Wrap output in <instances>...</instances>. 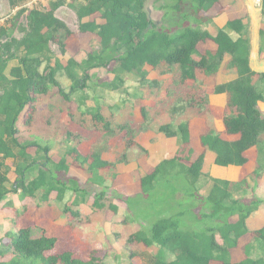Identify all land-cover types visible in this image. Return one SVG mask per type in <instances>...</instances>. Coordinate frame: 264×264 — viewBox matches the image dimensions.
<instances>
[{"label":"trees","instance_id":"obj_1","mask_svg":"<svg viewBox=\"0 0 264 264\" xmlns=\"http://www.w3.org/2000/svg\"><path fill=\"white\" fill-rule=\"evenodd\" d=\"M30 1L9 0L11 9H22L0 28V203L10 194L17 195L21 205L9 202L6 206L14 211L15 220L26 219L31 208L44 218L56 210L53 221L72 218L68 224L74 227L73 221L82 219L80 206L93 198L91 221L107 208L113 185L109 181L118 178L117 163L104 159L100 151L84 155L73 144L71 132L67 133L65 151L55 159L53 143L30 134L40 102L55 93L63 102L71 103L73 96L89 88L94 70L104 69L115 76L104 83L106 91H127L126 83L131 79L137 81L134 88L138 93L156 83L149 80L151 71L162 70L165 75L175 74L180 86H203L204 96L193 98L203 105L211 106L209 95L225 94L223 131H218L208 112L197 113L200 108L195 114L185 117L184 113L178 118L183 108L172 109L176 120L160 125L157 131L177 140V154L148 173L136 174L140 186L137 197H155L140 201L112 190L117 199L125 201L129 212L139 206L142 228L129 236L128 245L156 248V256L146 255L148 264H264V227L251 231L247 226V220L264 201L256 198L247 203L243 198L256 190L251 189L250 182L257 188L264 178V117L259 109L264 103V73L250 66L245 19L229 21L216 32L203 29L211 23L210 11L221 0H155L162 3L159 9L165 12V28H158L149 17V0H50L46 6L29 10L24 6ZM262 4L264 7V0ZM65 6L75 10L79 33L97 39L98 48L82 61L71 58L64 62L51 48L55 43L66 54L65 41L72 33L56 16ZM261 38L263 51L264 30ZM223 67L236 78L219 84L217 77ZM62 78L70 83L68 92ZM87 100V96L79 97L81 121L92 122L105 135H114L111 118L104 116L101 106L88 108ZM141 112L147 123L145 106ZM69 115L74 119L73 112ZM195 115L207 124L200 138L204 151L197 155L191 139ZM133 125L129 121L117 129L132 133ZM223 135L237 140L224 139ZM207 151L215 153V164L220 167L245 166L251 151L258 157L252 174L240 183L204 182L208 178L203 173ZM72 168L85 173L89 189L82 187L80 179L69 176ZM210 182L212 187L203 196L201 192ZM109 209L116 215L120 211L112 204ZM247 235L251 240L243 247L244 259L232 262L231 252ZM57 242L33 223L19 227L0 239V264H107V255L99 250L88 260L77 258L72 251L55 253Z\"/></svg>","mask_w":264,"mask_h":264},{"label":"rangeland","instance_id":"obj_2","mask_svg":"<svg viewBox=\"0 0 264 264\" xmlns=\"http://www.w3.org/2000/svg\"><path fill=\"white\" fill-rule=\"evenodd\" d=\"M0 1L3 7L0 14L11 12L9 0ZM161 5V2L149 0L147 12L158 28H165V24L167 25V23L164 18L165 12L159 9ZM57 18L67 25L72 35L65 41V55L61 53L57 44H51L55 56L63 59L64 62L71 58L82 61L87 57L88 52L98 48L96 38L79 33L78 20L74 9L68 6L59 9L57 11ZM21 21H24V19H21ZM202 28L208 30L215 29L211 24ZM15 35H18V32L15 31ZM64 35V31H61L60 36L62 39H64ZM162 69L164 70L165 68ZM92 75L93 78L89 88L82 94L83 97H88L86 106L88 108L102 107L104 116L111 118L113 122V126L116 129L114 135H105L103 132L96 130L92 122L87 121L84 123L81 121L82 115L77 107L80 105L79 97L82 95L73 96V101L68 103L63 102L58 94L55 93H52L40 102L35 124L30 134L53 143L52 154L55 159H58V156L65 151V141L68 138V132L73 134V144H77L84 155L92 151H100L104 159L117 163L116 173L118 174V178L114 181L110 180L109 183L113 184V191L125 198L130 197L140 201L149 198L148 196L147 198L137 197L140 186L136 181V174L148 173L154 169L157 162L162 159V148H165V144L168 143L166 151L168 149L172 151L175 149L174 141L169 140V138L157 131L160 125L176 120V117L172 115L173 108L179 107V110L183 108L180 110L177 118L180 115H184V113L185 117L195 114L198 108H200V111L197 113H200L202 110L205 113L208 112V115L210 114L215 121L222 117L220 109L207 106V104L203 105L199 101H193L194 97L199 100V97L204 96L203 86L199 85L192 89L180 86L178 77L173 73L165 75L162 73V70L151 71L149 80L156 83L150 84V87L147 86L141 93L136 92L134 88L138 85L137 81L131 79H128L126 83L127 91H106L104 83L111 82L115 76L104 69L94 70L92 71ZM61 83L68 92L70 87L69 81L62 78ZM128 91L129 94L126 93ZM143 106L146 107V113L149 118L147 123L142 118L141 109ZM201 107L203 108L201 109ZM60 109L64 111L59 113ZM69 111L74 113V119L69 115ZM217 113L219 114L218 117L215 115ZM86 118L89 120L90 116ZM191 120L194 123L201 122L198 123L199 129L203 127L204 121L206 123L205 119L197 115ZM129 121H132L134 124V131L132 133L118 131L119 125L127 124ZM198 152L200 153V151ZM166 155H168L167 152H165V157ZM69 176L80 179L82 187L90 188L86 185L88 177L83 171L72 168ZM10 177H13V174ZM210 178L206 177L204 182L211 181ZM254 186L251 182V189L254 188L256 190L249 191L247 195L243 196L247 203L256 198L264 201V193H259V187L255 188ZM209 187H212V185L209 184L208 187L202 190L203 196L208 194ZM112 190L106 200L107 208L100 214L93 216L91 221L89 217L92 216L91 205L93 198L89 199L85 205L87 208L85 207L81 212L82 219L77 222L73 221L74 227L68 224L72 218L62 219L65 223L61 227H57L60 222L54 221L52 223L51 221L58 213L56 210H51V217L44 218L43 216L39 217L34 212L35 210L31 208L32 213L35 215L33 217L36 220H34L35 222L32 221L33 218L15 220L14 211L8 209V207L6 208V206L9 202H12L15 206L19 207L21 202L17 195L10 194L5 201L0 203V239L4 238L10 229L17 230L19 227L33 223V225L35 224L38 228L43 229L47 236L58 239L55 253L72 250L77 258L88 260L93 251L99 250L107 255V264H148V260L144 256L146 250L136 246H129L127 242L129 236L137 230L135 226L136 221L134 220L137 210H132V213L127 212L125 215L114 214L109 209L111 204L122 209H127V205L124 200L117 199ZM153 197H155V194L150 196L149 199L152 200ZM32 213L30 214L33 215ZM29 221H32V223ZM36 232L39 235L41 233L37 229ZM250 237V235L244 237L239 249H242V246ZM219 241L222 243L220 238ZM154 249L157 250L156 248ZM155 250H152V252H156ZM241 251L243 249L236 252L242 253Z\"/></svg>","mask_w":264,"mask_h":264},{"label":"crops","instance_id":"obj_3","mask_svg":"<svg viewBox=\"0 0 264 264\" xmlns=\"http://www.w3.org/2000/svg\"><path fill=\"white\" fill-rule=\"evenodd\" d=\"M2 10H3V7L0 1V13L2 12ZM210 15L211 17H213L210 24L215 27V29L209 30L211 32H216L218 29L224 28L229 21H233V20L240 19V18L245 19V24L248 28V33H249L248 37H249L250 44H251L250 66L255 72L264 73V50L263 51L261 50L262 48L261 32L264 30V7L262 4V0L260 1L258 0H221L219 5H217L213 10L210 11ZM56 16H57V13H56ZM208 47L213 48L212 44H209ZM235 78L236 76L230 75L227 71H225V68L223 67V69L220 71L217 77V81L219 84H222V83L229 82ZM209 99L211 102V107L220 109L222 112V116H223V110L225 109L226 104H227V96L225 94H221V95L211 94L209 95ZM259 109L264 117V103L260 104ZM215 115L216 117L219 116L218 113ZM221 120H222V117L221 119H216L215 121L216 128L218 129L219 132L223 131ZM195 123L194 121H192L191 123V139H192V145L195 149V155H197V153H199L198 151H200L199 154L203 153L204 151L201 146L200 138L206 132L207 125L204 121L203 127L199 129L198 123H201V122H198L197 124ZM223 138L227 140H232V141L237 140L236 137H228L226 135H223ZM169 140L174 141L175 146H176L175 149L173 151L169 149L166 151V146L168 145V143L165 144V148H162L163 149L162 159L159 162H157L155 166H157L163 160L172 159L177 154L178 149H179L177 145V140L175 138H169ZM261 141L264 145V136ZM165 152L168 153L166 157H165ZM257 157H258L257 152L251 151L247 153V158L249 162L245 166L243 167H238V166L220 167L215 164V160H216L215 153L211 151H207L205 155L203 173L207 175L209 178L211 177L210 178L211 180L216 179V180H222V181H227L233 184H237L247 179L248 176L252 174L256 166ZM210 185H212V182H210ZM250 185H251V182H250ZM258 191L259 193H264V178L261 184L259 185ZM85 205L86 204L83 203L80 206L81 212L86 207ZM119 209H120L118 213L119 215L121 214L125 215L127 212H129L128 206H127V209H122L120 207ZM133 210L135 211L137 210L136 214L134 215L135 217L134 220H136L135 226L137 227V230L134 233H136L139 230H141L142 227L140 223H143V221L138 222L139 219H138L137 214H138L139 206L136 205ZM130 212L132 213V211ZM30 213H32L31 209H30V212L28 213L27 219H32L35 216L33 213H32L33 215H31ZM32 220L34 221L35 218H33ZM51 222L53 223L54 221L52 220ZM58 222L60 223H58L57 227H61V225L65 223L63 220L58 221ZM247 226L251 231L259 230L264 227V203L261 204L258 210L255 213H253V215L247 220ZM9 231H12V229H10ZM243 239L244 238H242L241 241H243ZM250 240L251 239L249 238L246 243L250 242ZM245 244L242 246V249L245 246ZM242 249L238 248L231 252L232 262H238L244 259L245 257L244 250L241 251L242 253L236 252ZM152 250H155L154 247L148 248L146 252L144 253V256L145 257L146 255L152 256V257L156 256L158 253V250H155L156 252H152ZM68 251H72V250H68ZM255 255L256 254H254V256ZM211 264H220V263L213 262Z\"/></svg>","mask_w":264,"mask_h":264},{"label":"built area","instance_id":"obj_4","mask_svg":"<svg viewBox=\"0 0 264 264\" xmlns=\"http://www.w3.org/2000/svg\"><path fill=\"white\" fill-rule=\"evenodd\" d=\"M49 2L50 0H31L24 7L31 10L34 8H41V6H46V4H48ZM21 9V7H17L15 9H10L11 12L0 14V28L2 26H5Z\"/></svg>","mask_w":264,"mask_h":264}]
</instances>
